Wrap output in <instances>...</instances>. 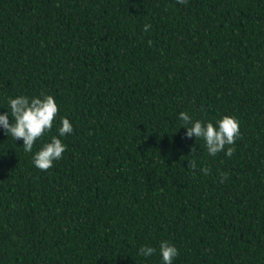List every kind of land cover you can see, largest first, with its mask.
<instances>
[{
    "label": "trees",
    "instance_id": "trees-1",
    "mask_svg": "<svg viewBox=\"0 0 264 264\" xmlns=\"http://www.w3.org/2000/svg\"><path fill=\"white\" fill-rule=\"evenodd\" d=\"M42 92L58 113L32 152L0 128V264H162L165 240L173 264H264V0H0V115ZM180 112L234 116L235 153Z\"/></svg>",
    "mask_w": 264,
    "mask_h": 264
},
{
    "label": "clouds",
    "instance_id": "clouds-1",
    "mask_svg": "<svg viewBox=\"0 0 264 264\" xmlns=\"http://www.w3.org/2000/svg\"><path fill=\"white\" fill-rule=\"evenodd\" d=\"M177 4H185L186 0H176ZM151 25L145 24L144 31H148ZM151 41H149V45ZM11 113V122L9 112L0 115V128L4 129L5 135H11L13 140L23 141V150L26 153L32 152L34 143L44 135L46 131H51L53 122L58 113V106L51 95H45L43 92L39 97L29 99L20 95L8 100ZM183 121L182 128L185 129V138L203 139L209 156H216L224 151L227 157H231L236 149L234 147L237 139L240 138L239 121L234 116L225 115L215 124L212 122L193 121L186 112H180L179 117ZM61 126L58 129L59 136L71 134L73 132L72 124L69 119L62 117ZM226 149V151H225ZM195 146L190 148V154L195 152ZM66 151L60 139L56 136L51 138L50 143H45L42 148L33 156L34 166L46 171L53 166V162L62 158ZM188 168L192 170L195 177L197 164L195 160H188ZM204 175L210 174V169L203 167L199 169ZM220 182L227 179V174L221 172ZM155 249L149 246H141L138 255L149 257L155 253ZM159 252L162 257V264H173V260L178 256V249L168 241H162L159 246Z\"/></svg>",
    "mask_w": 264,
    "mask_h": 264
}]
</instances>
